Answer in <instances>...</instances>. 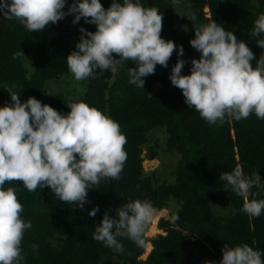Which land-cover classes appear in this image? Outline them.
<instances>
[{"label": "trees", "instance_id": "trees-1", "mask_svg": "<svg viewBox=\"0 0 264 264\" xmlns=\"http://www.w3.org/2000/svg\"><path fill=\"white\" fill-rule=\"evenodd\" d=\"M191 1L199 26L208 23L204 8L209 6L211 21L234 32L238 41L245 42L254 53L251 64L255 67L264 49L255 43L260 37H249L257 19L248 14L249 0ZM259 1L264 8V0ZM100 2L107 9L112 0ZM71 3L72 0H67L64 11ZM141 3L160 10L161 37L182 45L184 54L178 57L174 50L167 68L157 65L153 74L143 78L144 89L128 82L127 69L135 67L131 62L120 66L115 74L105 71L102 76L89 77L80 100L119 123L126 137L127 159L118 179L105 178L90 186L83 210L74 203L62 202L48 187L29 192L20 181L6 182V187L16 190L23 206L22 218L32 224L21 244L23 264H117V260L120 264H218L224 244L242 243L264 252V213L259 217L242 213L243 198L223 187L226 182L219 179L221 173L231 172L240 165L244 174L258 172L264 181V120L253 114L240 121L226 119L222 124H209L198 112L189 109L181 90L168 77L178 59L187 61L181 74L189 75L190 61L199 59L200 53L189 40L175 35L174 7L170 0H141ZM73 19V15H67L55 24L50 22L43 30L29 32L18 21L5 19L0 13V107L11 103L9 87L19 93L21 102L29 97L40 100L44 82L69 71L66 57L76 50L80 28L96 31V26L85 23L83 18L76 24L72 23ZM20 50L33 60L32 75L28 74L23 58H14ZM158 84L161 86L155 91ZM69 102L70 98L56 94L47 105L66 115L70 112ZM156 126L167 127L168 144L180 155L172 184L155 185L144 175L141 146L145 133ZM155 154L152 149L154 157ZM171 198L181 202L179 218L174 221L176 227L155 239L146 261L139 260L144 244L139 246L127 237H117L123 251H115L92 238L94 227L100 224L104 214L115 216L116 208L128 200L147 199L160 209ZM254 198L264 199V191ZM221 203L230 208L224 220L214 211V206ZM96 207L99 209L96 215L89 216L88 212ZM187 228L192 238L184 234ZM51 238H57V243H51ZM33 244L37 245L36 249Z\"/></svg>", "mask_w": 264, "mask_h": 264}, {"label": "clouds", "instance_id": "clouds-1", "mask_svg": "<svg viewBox=\"0 0 264 264\" xmlns=\"http://www.w3.org/2000/svg\"><path fill=\"white\" fill-rule=\"evenodd\" d=\"M66 3L0 0V13L29 32L43 30L67 15L74 16L73 24L81 18L94 24L95 32L80 28L76 50L66 57L68 70L78 82L105 71L115 74L131 62L135 67L127 69L128 82L144 89L143 78L153 74L157 65L167 68L174 50L178 57L184 54L182 45L161 37L160 10L145 7L141 0H112L107 9L100 0H72L64 11ZM194 35L189 43L200 57L190 61V74H181L187 61L178 59L168 77L181 90L188 108L209 124L240 121L253 114L264 120V53L253 67L254 53L247 44L214 20L195 27ZM249 37H260L255 43L264 49V13L255 20ZM14 58L27 59L21 50ZM7 93L11 103L0 107V264H23L21 244L32 224L22 218L16 190L6 187V182L20 181L29 192L48 187L62 202L83 210L91 185L119 178L127 159L126 137L117 121L78 98L70 99V112L65 115L35 97L21 102L11 87ZM219 179L226 182L223 187L243 198L242 213L251 217L264 213V199L254 198L264 191L258 172L249 176L237 165ZM98 210L93 208L88 215L95 216ZM115 212V216L104 214L92 238L117 251H123L117 237L142 246L143 234L157 213L151 201L130 199ZM178 218L174 213L173 222ZM262 257L264 252L247 243L224 244L218 264H264Z\"/></svg>", "mask_w": 264, "mask_h": 264}, {"label": "rangeland", "instance_id": "rangeland-1", "mask_svg": "<svg viewBox=\"0 0 264 264\" xmlns=\"http://www.w3.org/2000/svg\"><path fill=\"white\" fill-rule=\"evenodd\" d=\"M174 7V31L175 35L179 38L191 40L195 38V27L199 24L196 21H192V17H195L193 3L191 0H170ZM251 10L248 11L249 15L254 17L259 16L260 13H264V8L259 0H249L247 3ZM240 6H244L239 4ZM260 7V8H259ZM204 19L206 23L211 21L212 15L209 6L204 8ZM27 59L23 60V64L28 71V74L32 75L34 72L33 60L30 56H26ZM88 79L84 81L74 80L72 74L68 71L56 78L47 79L44 82V93L40 99L42 104H47L49 99L56 94H62L66 98H83ZM160 84L154 87V90L160 88ZM169 132L165 126H156L148 130L145 133V141L141 146L142 167L144 175L150 177L155 185L168 183L172 184L175 181L176 169L179 165L180 155L178 151L171 148L168 144ZM152 149L155 151V157L152 155ZM181 207V202L176 198L169 199L164 207L156 208L157 213L153 217L150 224L147 226L145 233L143 234L144 252L139 256V260L146 261L154 249V241L160 236H165L171 228L176 227V224L172 220L174 213H178ZM214 211L220 220H224L228 217L230 208L229 205L221 203L214 206ZM158 217L156 227L157 232L152 233L150 231L154 218ZM184 234L192 238L191 232L188 228L184 229ZM192 236V237H191ZM50 242L57 243V238H51ZM148 244L152 245V250L146 254ZM117 251V250H115ZM117 264L120 262L117 260Z\"/></svg>", "mask_w": 264, "mask_h": 264}, {"label": "bare ground", "instance_id": "bare-ground-1", "mask_svg": "<svg viewBox=\"0 0 264 264\" xmlns=\"http://www.w3.org/2000/svg\"><path fill=\"white\" fill-rule=\"evenodd\" d=\"M157 219H158V217L154 218V220H153V225H152V227H151V229H150V231H151L152 233H155V232L158 231V229H157V227H156ZM151 250H152V245H151V244H148L147 249H146V254L149 253Z\"/></svg>", "mask_w": 264, "mask_h": 264}]
</instances>
